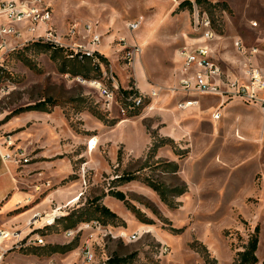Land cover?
Here are the masks:
<instances>
[{"label":"rangeland","instance_id":"obj_1","mask_svg":"<svg viewBox=\"0 0 264 264\" xmlns=\"http://www.w3.org/2000/svg\"><path fill=\"white\" fill-rule=\"evenodd\" d=\"M17 1L47 8L52 18L35 31L29 21L13 23L16 34L0 37V146L28 202L23 208L42 215L5 264L30 263L12 262V252L46 264L68 254L74 264H106L112 255H132V264H235L257 225V264H264L263 107L233 99L219 120L208 96L197 94L195 108L178 107L182 52L205 42V18L214 32L206 44L230 78L244 79L247 65L264 71V0H208L212 7L191 0L192 9L184 0ZM49 36L94 56L55 57L40 40ZM125 89L158 94L133 109L119 97ZM47 99L54 101L48 111L15 114ZM126 173L137 178L120 181ZM150 180L168 188L174 207ZM11 185L0 157V193ZM117 190L125 200L110 194ZM102 205L118 218L102 216ZM77 219L93 220L67 227ZM37 236L43 245L29 243ZM63 244L75 250L53 254L51 246Z\"/></svg>","mask_w":264,"mask_h":264},{"label":"built area","instance_id":"obj_2","mask_svg":"<svg viewBox=\"0 0 264 264\" xmlns=\"http://www.w3.org/2000/svg\"><path fill=\"white\" fill-rule=\"evenodd\" d=\"M0 18H7L8 24H4L0 19V37L7 35H15L16 28L13 23L29 21L30 26L34 23L36 26H32L30 30L35 31L37 27L46 25L51 20V11L47 8H41L33 5L20 4L17 0H0ZM40 25V26H41ZM139 23L130 22L128 27L130 29L138 28ZM205 32L203 34L204 43L202 45L186 49L182 52V78L180 79L179 90L183 94V99L178 103V107L186 109L194 107L199 104V98L197 94L203 96H215L219 98L218 107L213 114V118L219 120L221 118L220 108L225 106L230 100L242 99L249 104H260L264 110V71L259 67L253 65H247L244 67V79L230 78L219 62L217 56L212 52L210 46L206 42H210L214 37V32L211 30V21L208 18L204 19ZM95 39H99L96 37ZM39 40V39H38ZM42 42L51 43L56 46L63 47L59 40L54 39L52 36L49 38L40 39ZM39 40V41H40ZM5 46V45H4ZM236 46L241 50L242 45L240 42H236ZM3 45H0V49ZM16 48L9 52L15 51ZM75 54H82L88 57H93L94 53L90 51H73ZM1 70V69H0ZM99 89L103 96L114 100L115 96L107 87L99 85ZM126 90V89H125ZM129 92H120V99L125 106L129 108H141L145 106L148 97L157 96L158 91L152 90L150 94H142L137 90L130 89ZM149 95V96H147ZM125 111L124 107L122 108ZM28 162L27 159H25ZM42 215L35 213L31 219V226L34 225ZM54 221V219H53ZM56 221V220H55ZM95 224L100 222L94 220ZM48 223H50L48 221ZM72 234L73 232L70 231ZM21 231L8 230L0 227V264H5V258L7 254L13 249L23 248V237H20ZM29 243L43 245L44 239L37 236ZM10 243V245L8 244ZM87 260L93 258L91 252H87Z\"/></svg>","mask_w":264,"mask_h":264},{"label":"trees","instance_id":"obj_3","mask_svg":"<svg viewBox=\"0 0 264 264\" xmlns=\"http://www.w3.org/2000/svg\"><path fill=\"white\" fill-rule=\"evenodd\" d=\"M196 2L201 5L203 3H207L208 5L215 6L216 4H213L212 2L208 1V0H196ZM182 6H187L190 9H192L193 4L191 2V0H184L181 3ZM42 42V41H41ZM44 44H46V47H48L49 49H52L54 51V56L57 57L60 54H64L66 58L77 61V62H85L87 59H92L91 57H88L86 55L82 54H75L72 50H67L64 47H60V46H56L54 44L51 43H46L43 42ZM96 56H99V54H97ZM100 58H102L103 60L105 59L103 56H100ZM121 92H129L128 90H121ZM51 101L52 103H54V101L52 99H47V100H43L34 104H30L27 105L25 107H21L19 109H17L15 111V114L17 113H21L24 111H48L46 109L47 103ZM137 177L135 176V174H130V173H126L123 174L121 176L118 177V179H120V181L122 182H130L133 181L134 179H136ZM149 185L150 187L157 191L158 194L160 195L162 201H164L166 204H168L170 207H174V201L171 200L168 196V188L166 186H164L161 183L155 182V181H149ZM186 188H182V189H178V195L183 194L185 192ZM111 195L115 196L116 198L120 199V200H125V194L123 191H111L110 192ZM97 210L100 212V214H102V216L105 217H109L112 219H116L118 218V215L111 211L109 207L102 205V206H98ZM71 215L69 216H65V219L67 221H69ZM93 219H88V220H81V219H77L76 221L70 223L67 225V227L69 228H73L75 226H77L79 223H83V222H88V221H92ZM96 221L100 222L101 224H108L106 221H102L99 219H95ZM57 221V220H56ZM259 232H260V227L257 225L255 228V233L250 237L249 242L246 246V249L244 251L239 252V256L236 260L235 264H257L259 262V258L257 256V250H258V246H259ZM74 246H52L51 247V251L56 252V251H65V249H72ZM132 255H126V256H119V255H112L110 256L107 261L106 264H132ZM208 263H215V260L212 259H207Z\"/></svg>","mask_w":264,"mask_h":264},{"label":"crops","instance_id":"obj_4","mask_svg":"<svg viewBox=\"0 0 264 264\" xmlns=\"http://www.w3.org/2000/svg\"><path fill=\"white\" fill-rule=\"evenodd\" d=\"M180 75H182V71L180 72ZM208 97L213 98V100H215L216 102L219 101L218 97H215V96H208ZM195 107L196 106H194L193 108H195ZM4 152H5V150L0 146V157H1L2 161L4 162L5 175H8L11 177L14 185L8 186L4 191H2L0 193V227H3V228L8 229V230H19V231L21 230L20 237H23L27 233H29V231L31 229L29 222L31 221V218L33 217V215L35 214V212L39 208L38 207L23 208L27 205L28 202L25 198L24 192L18 190L17 181L14 177L13 169L11 168L10 163L4 159ZM29 201H31V200H29ZM54 246H56V245H54ZM61 246H72V245L71 244H67V245L63 244ZM73 249H74V247L70 250L66 248L64 252H66V253L71 252V251H73ZM56 253H57V251L54 252L53 254H56ZM8 257H10V260L12 262H16V263L18 262V260H21V261H29L30 262L29 264L36 263V262H38V264H46V261H44V260L33 259L34 255L29 256V255H25V254H19L17 252H12V253H10V255ZM73 257L74 256H72V254L66 255L61 264H68V263L74 264L75 261H73ZM45 258L50 259L52 257H45ZM58 264H60V263H58Z\"/></svg>","mask_w":264,"mask_h":264},{"label":"bare ground","instance_id":"obj_5","mask_svg":"<svg viewBox=\"0 0 264 264\" xmlns=\"http://www.w3.org/2000/svg\"><path fill=\"white\" fill-rule=\"evenodd\" d=\"M53 221V218L49 220V222L51 223Z\"/></svg>","mask_w":264,"mask_h":264}]
</instances>
